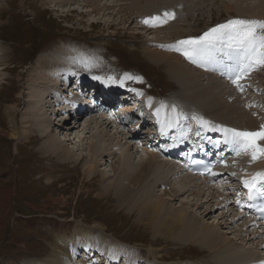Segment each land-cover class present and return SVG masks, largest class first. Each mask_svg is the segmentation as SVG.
I'll return each instance as SVG.
<instances>
[{"label":"rangeland","instance_id":"1","mask_svg":"<svg viewBox=\"0 0 264 264\" xmlns=\"http://www.w3.org/2000/svg\"><path fill=\"white\" fill-rule=\"evenodd\" d=\"M48 1L49 0H0V43L8 49V56L4 58V61H7V68L4 67L5 69L3 71L1 70L3 68L0 67V73H2V75L0 74V264H25L26 260L37 263L47 258L51 260L49 263L52 264L53 262L54 264L59 257L60 247L63 253H65L62 244H64L65 240H71L70 233L72 231H77L75 246L78 248L77 241L80 239V234L74 227L88 229L89 232L92 233L91 243L93 246L96 245L97 240L99 242V238L96 237V235L108 240L110 239L113 243L116 242L115 244H119L121 246L120 251H116L114 248L107 251V254L111 255L112 261L113 258H115V260L118 259L117 261H122V255L120 257L118 253L122 254V251L129 252L130 249V251L133 252L129 253V255H135L136 253L137 264H211L213 253L206 245L197 244L199 241H196V243L195 241H189V243H187V241H180L184 238L183 233L180 234L177 232V235L174 234L173 237H168L164 232L160 234L156 232L159 222L157 218H152L150 216L154 211H151L149 208L145 210L143 205L149 203L146 202V200L155 199L157 198L156 196H160V194L167 198L168 205L174 209L187 208L198 217L199 222L202 224L217 226L216 229L222 234L221 237H225L227 241H232L236 244V247H240V249L244 251L242 252V254H245L244 258H252L250 264H257L258 262V264H261L264 262V224L257 219H252L253 215L249 214L248 211L239 208L237 206L238 200H236L239 197L238 199H240L241 204L247 203L245 193L239 182L241 179L240 176L246 172L248 174H252L253 172L254 175L257 173H264V156H259L257 159L253 160L252 156L250 158L248 156L251 154L250 151H247L248 155H246L247 153L245 154V151H240V153L237 154L234 145H231V143H224L227 144L225 149H218L219 152H227L226 155H228V157L225 159V162L227 159H234L238 163L240 162L238 161L239 158L242 160L244 157L245 159L248 157V161L244 159L239 164V170L235 171V173H238L235 176L237 180L233 175H226V173H223L221 170L218 175L209 178L211 182L216 184L223 180V187L218 188L215 185L204 183L205 186H202L203 188L199 186L200 191L202 190L199 192L196 186H192L191 184L188 188L185 182L178 178L177 180H173L174 185H177L176 187L180 189H185L181 191L179 195H175L174 197L167 196L164 194V191L169 190V188L167 186L164 187V185L157 186L159 185L157 184L156 187L152 189L154 196L150 195L149 192L144 194L148 195V197H146V199H141L139 205L142 206L138 207L132 196L131 190L135 189L141 195V192L144 190L143 185L141 189L140 187H135L133 182H129V180L122 178L121 183L129 191L127 197L117 195L115 190L108 189L107 186L112 180H115L119 184V164L124 155H130L131 158L136 161V164L138 163L139 165L141 158H147L146 149H152L154 147L149 145L150 143H147L148 141L145 139H143L145 142L140 144L142 148H139L137 143L134 145L138 138L141 136L144 137L145 135V132H142L141 128L138 129V136L140 137H132L133 135H130V132H133L131 126L120 128L118 125V128H116L115 121L111 123L109 121L106 125L109 124L110 127L101 128V130L106 131L108 134H112V136H103L107 139H100L94 142V144L105 146L107 153H114L115 155L110 154L107 158L103 159L101 158L102 156L99 157V165H96V172L89 175L90 171L88 170L91 169V163L95 160L90 150L92 140L88 137L74 138L76 134L85 136L82 130L83 123L86 119H83L82 116L77 119L72 117L71 114H75L68 111V106H66L68 104L71 105V98L78 94L81 97L79 102L82 104V91L84 92L87 90V87L82 85V82L89 83L90 81H96L98 80L96 77H100L102 82H106L108 81L105 78L106 76L113 77L115 79V84L120 86H129V84H132V87L134 86L133 82L137 83V80L128 79L127 81L126 79L123 85L119 83V81L124 78V74L127 73L133 77L142 76L148 83L146 87L152 86L154 88L153 92L156 93L157 98L162 99L164 95L168 97L164 102L175 94H178L180 82L172 78L167 71L168 67L165 63L155 64L143 53L145 48L151 47L149 40L152 39V37H154V39H160L161 35H163V33H160V28L157 27L155 28V30L158 29L157 31L152 29L149 30L151 33L148 31L142 32V29L138 28L141 24H138V21L132 22L134 16L140 15L137 10L138 6L144 9L141 12H146L150 8L148 6L151 4H146V0H141L140 5H136V3H133L134 5L131 4L132 0H98L96 3L89 0H75L76 3L81 4L79 6L89 11L87 12L88 14H82L78 9H73L70 13H60L53 8L58 6H53ZM73 1L70 6L74 5ZM170 1L172 2L169 4ZM186 1L187 3L183 5L181 0H177L178 4L173 0H169L168 4L166 3L167 0H157L160 5L154 9L157 10L159 8V12L173 13L174 10L180 12L177 15L182 17L181 19L183 22L180 20L172 21L169 25L173 27L180 25V29L187 32L188 35L185 36L183 40L199 36L210 28L218 24H223L231 19L252 20L249 18L252 15H247L246 13H264V3H260L264 0ZM98 3L101 5L98 6L96 12H93V9L96 8L95 5H98ZM104 3L111 5L107 6L108 9H104V7H102ZM228 3H231V5L233 4V9L226 7ZM128 5H130L132 9L130 8L131 10L129 9V13L127 14L126 8ZM254 5L257 8L255 10L251 9ZM70 6L64 5V9H69ZM171 6L173 7L170 9ZM147 7L148 9H146ZM150 11L151 10L148 12ZM181 12H186V14L183 15ZM242 12H245V14H238ZM64 13L67 14L65 15ZM149 17L153 16H147L146 18ZM260 17L261 18L254 20L264 21V18L262 16ZM138 20H144V18H139ZM173 35H175L174 37L176 39V34L173 33ZM66 46L69 48L71 46L76 47L79 49V55L84 51L87 56L91 58L92 55H94L92 51H96L98 56L97 63L99 61V63H102L104 66V69L101 67L100 70L97 69V72L90 73L88 71L89 75H92V79L90 80L86 79L84 76L85 74H82L83 72L86 73V70L78 72L74 69L73 72L76 75L80 74V77L83 78L81 80L79 79L80 81L76 83V78H74L75 74L71 72L73 75L70 77L71 81L69 83L65 82L68 87L71 83L73 85L70 91H67V89L65 91L69 96H63L65 97V109L58 111V104L52 102V106L46 110L47 114L52 119V125L49 128L52 131L51 135L66 139L64 143H66L65 145H67V147L74 148L77 146L78 148L75 147L77 148V153H83L82 156H84V159L79 161H71L65 158L63 161V158L55 157V155L49 151L46 142L42 139L43 137L40 136L41 128L38 127V125L33 126L32 132L28 133V136L24 137L20 133L18 135V137L21 135L20 138H13L10 135L13 130L11 125L12 122H10L11 117H8L5 112V108L11 109L12 106L15 105V102L18 104L15 108L17 115L16 119L18 120L19 128L22 126V131L24 133L27 128H24V123L21 124L20 121L23 120V116L26 115V101L28 99L27 96L30 95L26 93V91H30V89H28L30 88L28 80L31 78L32 74H34L38 59L44 54L48 55L52 51ZM40 51L41 53H38ZM178 54L189 62V66L193 65L186 56H182L180 51H178ZM33 57L36 59L31 61ZM226 60L225 56L222 57L221 53V60L217 62L226 64ZM217 62L215 59L213 63L217 64ZM198 67L196 70L201 80L199 79L200 82H197L196 87L202 85L204 89H207V82L213 79V76L204 77L207 70L201 69V66ZM221 67L226 69L228 66L224 65ZM209 71L216 77L214 71L211 69H209ZM253 72H255L257 76ZM263 73L264 66H259L247 74L243 82L245 84L250 82L247 86L252 88L248 89L250 90L249 93L246 91V95H243V98L235 97L236 95H241L238 88L236 91L234 90L235 94H233L232 91H228V94L227 90L225 91L224 89V85H217L215 87L216 89H211L227 101L228 105L229 103L235 104L234 101L236 100L237 105L240 107L237 113L244 115L249 114L255 119L258 118L262 120L257 110L264 112ZM192 74L196 75L194 72H192ZM227 77L228 75L223 74L225 80ZM221 81L220 79L218 82L222 83ZM106 83L113 87L114 90L117 89L114 83L110 81ZM211 86H214V83L211 82ZM100 87L103 88V86ZM35 88L38 91L41 90L39 87L35 86ZM71 89H74V92L78 93L75 94L73 91L71 92ZM109 90L112 91L113 89ZM112 94H116V92L113 91ZM138 94L148 97L144 94V89ZM257 94L263 95L257 97ZM206 95L210 97V99H216V97H218L214 95V93L212 95L211 91L207 92ZM127 96L129 98L133 97L132 95ZM131 100L134 101L136 98H131ZM240 100L242 102H240ZM244 100L247 103H245ZM157 102L161 101H154V103L158 105ZM83 104L87 105L88 102ZM180 112L181 111L174 108L169 110V117L171 118L169 121L172 120L169 129H172V131L175 129L177 131V127L180 123L179 121L174 123L176 116H178L177 118H179V116L184 118V116H182L183 113ZM100 114L101 113L98 115ZM87 115L99 118L95 116V114H91V112L84 113L83 116L86 117ZM205 115L206 114L203 113L200 114L203 120L210 122L211 125L208 124L207 127L210 125V127L216 131L214 132L215 136L208 135L203 125L195 123L192 127L193 130H199L198 128L200 127H202L201 130H203L204 128V132L196 139V143L201 142L207 145L211 143L214 149L215 142L212 140L217 139L221 145L222 141L225 142L227 138L226 134L218 129L219 127L223 126L226 128L245 130L228 115H226L227 117L220 115H213L212 117L211 115V118L210 114H207L209 117ZM36 121H41V119L38 118ZM71 125L75 127L72 130L68 128V126ZM145 126L148 128L149 124ZM145 126L142 127L145 128ZM196 126L199 127L197 128ZM155 128L158 130L157 127ZM251 128L255 129L254 127ZM247 130L249 131V129ZM159 134L160 131L158 130V135ZM163 134L164 131L162 129L160 135ZM164 135H168V133ZM188 135H190V138L194 137V133H188ZM205 136L209 138L204 139ZM210 137L213 138L210 139ZM77 140H81V143L77 142ZM156 142V146L161 144H158L157 140ZM80 147H82V149H80ZM154 150L156 151V148H154ZM115 152H118L117 155ZM59 154H61V152ZM157 157L159 159L164 158L158 155ZM170 161L179 163V161ZM243 162L247 163L245 169L241 166ZM220 165L222 166L223 164ZM114 168H117L116 173H114ZM226 168L227 166L222 167L224 170H226ZM150 176L148 177L149 183H151L153 179V175ZM224 176L226 177L224 178ZM199 182H201V180H195L196 185L201 184ZM261 182L263 184L264 180H261ZM206 186L207 188L209 187V189L205 188ZM186 190L188 192H186ZM221 191L223 192V196L218 193H221ZM232 191L238 194L236 199L234 197V200V194L230 195ZM232 200H236L235 203L232 202ZM183 203L184 205H182ZM146 211L148 212L147 217ZM23 214H30V216H24ZM105 247L106 250L107 246ZM79 249H82V247ZM95 252H98L95 258H99V250L95 248L93 253ZM155 252L160 254L163 259L155 260ZM74 261L72 260L71 262H74L73 264H98L93 260H84L82 256L78 255ZM109 264H114V262H109Z\"/></svg>","mask_w":264,"mask_h":264},{"label":"bare ground","instance_id":"2","mask_svg":"<svg viewBox=\"0 0 264 264\" xmlns=\"http://www.w3.org/2000/svg\"><path fill=\"white\" fill-rule=\"evenodd\" d=\"M72 1L73 0H49L48 2H50L53 6H58V7H53V8L56 9L57 12H60V13L61 12L70 13V12H72L73 9L74 10L78 9V10H80V12L82 14L83 13L88 14L87 12H89V11L85 10L81 6H79L81 4L76 3L75 0L73 1L74 5L70 6V4H72L71 3ZM89 1H93L94 3H96L98 0H89ZM173 1L174 2L176 1V4H178L177 0H173ZM181 1H182L183 5H185L187 3L186 0H181ZM158 2H157V0H146V4H151L148 6V7H150L149 9H148V7L146 8V9H148V11L151 10L150 12H148V11L141 12L144 9L139 8V6H138L137 10H138V13H140V15L134 16V19H132V22L138 21L137 23L141 24L138 26V28H141L142 32L148 31L149 33H151L149 30H152V29L155 30L156 27L160 28V33L161 34L163 33V35L160 34L161 38L160 39H154V37H152V39L149 40V42L151 43L150 44L151 47H149L147 49L145 48L143 53L146 57L150 58V60L153 61L155 64H159V63H165L166 64V66L168 67L167 71L170 73L172 78H174L175 80H179V82H180V90L177 92L178 94H175L173 97L169 98L165 102H157L158 105L156 103H154V101H155V100H153L154 97H145L142 94H138L137 96H135L136 100H134V101H132L131 99L130 100L126 99L125 103L121 104L120 107L117 105L113 106L112 104H110V106H112V108L110 109L111 114L101 113L100 115H98L100 111L97 112L98 111L97 110L96 113H93V114H95V116H97L99 118H95L91 115H87L86 117H88V118L83 116L82 118L86 119L83 123V130H82L83 134H85V136H82V135L80 136L79 134H76L74 137V138L88 137L92 140L90 150L92 152V157L95 160L93 163H91V169L88 170V171H90L89 175H92L94 172H96L95 170H97L96 165H99L98 164L99 163V159H98L99 157L102 156L101 158L103 159V158H107L110 154L115 155L114 153H107V150H105L106 149L105 146L94 144V142H96L100 139H102V140L107 139L103 136H106V135L112 136V134H108L106 131L101 130V128L104 129V128L110 127L109 124L106 125L107 122L110 121V123H111V122L115 121L114 123L116 125V128H118V125L120 126V128L131 126L133 132H130V135L132 134L133 135L132 137H135V135L137 137H140V136H138V133H139L138 129L139 128H141L142 132H145L144 137L141 136L140 138H138L136 140V142L134 143V145H136V143H137V146L139 148H142V147H140L141 146L140 144H142V142H145L143 140V139H145L146 141H148L147 143H150L149 145L156 148V151L154 150V148L146 149L147 158L146 159L141 158L139 161V165H138V163L136 164V161H134L130 155L126 154L123 156V152H122L123 158L121 159V163L119 164L120 167L118 170L120 172V178L118 181L119 184L115 180H112L109 182V184L107 186L108 189L115 190V193L117 195H119L121 197H127L129 191L121 183L122 178L129 180V182H133L135 187L141 188V186L143 185L144 190L141 192V195L135 189L131 190L132 196H133L134 200L136 201V203H137L136 205H138V207L142 206V205H139V201L143 198L146 199V197H148V195H144V194H147L149 192L150 195L154 196V192L152 189H154L157 184H159L157 186H161V185H164V187L167 186L169 188V190L164 191V194L167 196L174 197L175 195L176 196L179 195L180 192L184 191L185 189L184 188L180 189V188L176 187L177 185H174L173 180H177L179 178L180 180H183L185 182V184L188 188L192 184V186H196V188H198V191L201 192L202 190L200 191L199 186L202 187V186H205V184L215 185L218 188L223 187V185H224L223 180H221L222 182H219L218 184L211 182V179L209 177L216 176V175H212L211 173H217V175H218L219 172L222 170L223 173H226V175L227 174L233 175V173H235V171L239 170V164L245 159V157L242 160L239 158L238 161H240V162H238V163L234 159L233 160L227 159L228 161L226 160V162H225V159L228 157V155H226L227 152L223 151L224 153H222V152H219V149H218V148H224L225 149V146H227V144H224L225 143L224 141H222V144L220 145L219 143H217V142H219L217 139L212 140L215 142L214 143V145H215L214 149L212 148L211 143H209V145L201 143V142L196 143V139H198L199 136L202 134V132H204V128H205L206 132L208 133V135H210V136L214 135V132H216L210 127L211 124L207 127L206 125L201 123V121L198 119V118H202V116H200L201 113L206 114V115L210 114V118H211V115H212V117H213V115H220L223 117H227L226 115H228V116L232 117V120L236 121L242 129H245V130L249 129V131H252V130L257 131L260 129V127L262 125H264V112L257 110L258 115H260L259 117H262V120H259L258 118L255 119L252 116H250L248 113H247L248 115L239 114V113H237V111L240 109V107L237 105L236 100L234 101L235 104L229 103V105H228L227 101H225L223 98H221L219 95H217L215 91H212L211 88H213V90H214V88L217 85H219V86L224 85L225 88L224 87L223 88L225 89V91L227 90V93H228V91H232V93L235 94V91L238 88L236 86V84L232 83V79L229 78V73L234 71L236 61L230 60L226 54L222 53V57L225 56V58L227 59L225 62L226 64H224V65L228 66L226 69H223L220 66L221 63H217V64L212 63L213 65L211 63H208V65L211 68H213L214 71H221V72H214L215 74H217V75H215L216 77H214V74H212L209 71V69H207V67L201 66V69L207 70V72L204 74V77L205 76H209V77L213 76V79H210L207 82V84H208L207 89H204V87H202V85L200 87H196L197 82H200V80H201V78L199 77L198 71L196 70L197 67L200 65L193 63V65L189 66V62L186 61L184 59V57H181L178 54V51L176 50L177 42L180 40H183V38H185V36H187L188 34L183 29H180V25H177L174 27L169 25V24H171L172 21H179L180 20L183 22V20L181 19L182 17L177 15L180 12H178V11L176 12L174 10L173 11L174 18H170L167 20V23L159 24L157 26H150V25L145 24L143 22L147 16L163 17V14L165 12H159V8L157 10H154L155 7L160 5ZM168 2H169V0H167L166 3L168 4ZM171 2L172 1H170L169 4ZM133 3L134 4L136 3V5L137 4L140 5L141 0H132L131 4H133ZM260 3L263 4L264 1H261ZM64 5H68V7L70 6V8L64 9ZM92 5H95V4H92ZM99 5H101V4L98 3V5H95L96 8L93 9V12L94 11L96 12V9L98 8ZM108 5H111V4L104 3V5H102V7H104V9H106ZM232 5H231V3L230 4L228 3L226 7H228L229 9H233L234 6H232ZM172 7L173 6H171L170 9ZM130 8H131V6L128 5V7L126 8L127 14L129 13L128 10ZM251 9L255 10L257 8L254 5L253 7H251ZM181 13L183 15L186 14V12H181ZM64 14L66 15L67 13H64ZM238 14H245V12L238 13ZM246 14L252 15L249 17L252 20L259 19V18H261L260 16H262L264 18V13H257L256 14L255 12H253V13H246ZM139 18H144V20H138ZM176 18H178V19H176ZM93 22H96V21H93ZM157 30L158 29H156L155 31H157ZM173 33L176 34V39H175V37H174L175 35H173ZM159 48H160V50H159ZM46 52H48V51H46ZM92 53L94 54V55H92V58L88 57L84 51H82L80 53L81 55H79V49H77L76 47H72V46L70 48L68 46H66V47H60V48L56 49L55 51H52L48 55L44 54V55L39 57L38 64L36 65V67H35L36 69L34 70V74H32L31 78L28 80L30 83V88H28V89H30V91H26V93L28 95L29 94L30 95L27 96L28 97V99L26 101L27 108L25 111L26 115H24L23 120L20 121L21 124L24 123V128H27L24 131V133L22 131V126H21V128H19L18 120L16 119L17 115L15 112L16 111L15 108L18 104H16V102H15V105L12 106V108H14V109L5 108V112L7 113V116L11 117L10 122H12L11 125H12L13 130L11 131L10 135L13 138H17L20 133L24 137L28 136L29 135L28 133L32 132L33 126L38 125V127L41 128L40 129V131H41L40 136L43 137L42 139H44V141L46 142V144L49 148V151H51L55 155V157H61V158H63L62 159L63 161H64V158L71 160V161H79V160L84 159V156H82L83 153L82 154L77 153V148H78L77 146H75L77 148L67 147V145H65L66 143H64L66 139L57 138V137H54L51 135L52 131L49 128L52 125L51 124L52 119L49 117L46 110H47V108L51 107L53 103L58 104V106H59L58 111L65 109V106H64L65 105L64 104L65 99L64 98L66 96L67 97L69 96V94L66 93L65 91H66V89H67V91H70L71 86H73L71 83L68 87V85L65 82L69 83L71 81L70 77L73 76L71 74V72H73L74 69H76L78 72L86 70V73L83 72L82 74H85L84 76L86 77V79H89V80L92 79V75H89V72L90 73L91 72H97V69L100 70L101 67H102V69H104L103 68L104 66L102 65V63H99V61L97 63L98 56H97L96 51H94V52L92 51ZM180 53L182 54L181 51H180ZM7 56H8L7 47H5L3 44L0 43V67L3 68V69H1L3 71L5 69L4 67L7 68V65H6L7 61H4V58ZM182 56H185V55L182 54ZM260 68L263 69L262 67H260ZM192 72H194L196 75H193ZM256 72H258V71H256ZM259 72H260V70H259ZM253 73L256 75L255 72H253ZM0 74L2 75V73H0ZM223 74L228 75L226 80L223 78ZM255 75H253V76H255ZM260 75H258V76H260ZM74 78H76L75 82L77 83L83 77H80V74L79 75L75 74ZM219 78L222 80L221 81L222 83L218 82L220 80ZM243 80H245V78H243L239 81V83L244 85L243 91H241V95L239 94L240 96L236 95L235 96L236 98L237 97L243 98V95H246V91H247V93H249L250 90H248V89L252 88L250 86H247V84L249 85L250 82L245 84L243 82ZM127 81H128V79H127ZM211 82L214 83V86H211ZM259 82H260V80H259ZM95 83H96L97 87L103 86V88L105 90L113 89L112 91L111 90H109V91H111V92L115 91L113 87L108 85V83H106V82H102L100 79L96 80ZM139 83H141V82H139ZM227 83H232V84H227ZM133 84H136L138 86H142L141 84H137L136 82H133ZM35 86L41 88V90L38 91L35 88ZM138 86H136V87H138ZM209 89H211V90H209ZM72 91H73V93H75L74 89H71V92ZM210 91L212 92V95L214 93V95H216L218 97H216V99L215 98L210 99V97H208L206 95L207 92H210ZM77 93L78 92H76L75 94H77ZM82 93H83V91H82ZM260 95H263V94H257L256 96L260 97ZM63 96H65V97H63ZM80 98L81 97L79 96V94L73 96L70 100L71 105L68 104L66 106H68V107L73 106L72 109H75V110L77 108H80L81 106H85V104H81L79 102ZM19 100H17V101H19ZM248 100H249V98H248ZM240 102H242V101L240 100ZM244 102H245V100H244ZM245 103H247V102H245ZM171 108L178 109V111H181L183 113L182 116H184V118H181L180 116H179V118H177L178 116H176V118L174 120V123H177L178 121L180 122L178 127H177V131H176V129L174 131H172V129H169V126L172 124L171 123L172 120L169 121L171 119L169 117L170 116L169 110ZM106 109L109 110V108L107 106H106ZM134 109H139L138 110L139 114L135 113ZM158 110H159V112H158ZM90 111H88V109H87V113ZM207 117H209V116L207 115ZM38 118H40L41 121H36ZM77 118H81V116H79V117L77 116L76 119ZM195 123H199L200 125H203V127H204L203 130H201L202 127L198 128L199 126H196L201 131L194 129L196 131L195 132L192 129V127L194 126ZM147 124H149L148 128H146L147 126H145ZM142 126H145V128ZM155 127H157V129L160 131V134H161V130L163 129L164 134L168 133V135H164V134L158 135V130H156ZM251 127H254L255 129H253ZM68 128L70 130H72L75 127H73V125H71V126H68ZM145 129H146V131H145ZM140 133H141V131H140ZM188 133L189 134L194 133V137L190 138V135H188ZM145 136H146V138H145ZM164 136L168 137L170 140H172L174 142V144L169 146L166 143H163L162 139L164 138ZM176 136H178V137H176ZM20 137H21V135H20ZM20 137H18V138H20ZM93 138L95 141L93 140ZM206 138H209V137L205 136L204 139H206ZM211 138H213V137H210V139ZM82 140H84V139H82ZM156 140L158 141V144L161 143L159 146H156L157 145ZM189 140H192V143H193L192 145H189V143H190ZM132 141H133V138H132ZM77 142L81 143V140H77ZM259 143L262 146H264V141H260ZM218 144H219V146H218ZM76 145H78V144H76ZM231 145H233V144H231ZM188 146H191L193 149L196 148V149L201 150L202 148H205V149H210V151L212 150L213 158L216 157L215 167L211 168L208 171L207 175L193 173V172L188 171L186 168V165L189 163V160L183 161L179 156H175L174 154H171L172 152H169V150L176 149L177 151H175L174 153L185 154L186 151L188 150ZM143 148H145V147H143ZM80 149H82V147H80ZM80 151H82V150H80ZM60 152H61V154H59ZM115 153L117 155L118 152H115ZM156 153L158 156H160V157L162 156L164 158L159 159L157 157ZM246 153L247 152H245V154ZM246 155H248V153ZM248 156L250 158L252 156V154H249ZM261 156H264V155H261ZM168 157H170V158H168ZM246 158L248 159V157H246ZM247 159H245V160L248 161ZM62 160H60V161H62ZM170 160L179 161L180 164L175 163V162L170 161ZM220 164H223V165L221 166ZM245 165H247V163L243 162V164H241L243 169H245V167H246ZM224 166H227L226 170L222 169V167H224ZM116 172H117V168H114V173H116ZM236 174H238V173H235V175H233V176L235 177ZM150 175L151 176L153 175L152 176L153 179H152L151 183L148 182V177ZM254 176L255 175L253 172H252V174H248L246 172L245 174H241V176H240L241 179L238 178V179H240L239 182H240L241 188L243 189V191L245 193V198H247V200H248L247 203L241 204L240 199H238L239 197L236 199V196H238L237 192L232 191L230 193V195L234 194L233 200L235 197V199L239 201V203L237 202V206L239 208H242V210L248 211V213L251 215H253L252 213H253V211L255 212V209L249 203V199H248L250 197L249 189L244 187L243 181L245 179L251 180L252 177H254ZM225 177L226 176H224V178ZM234 177H232V178H234ZM201 178H203V179H201ZM257 179L259 182L256 184L255 188L264 193V183L262 184L261 180H259V178H257ZM195 180H201V182H199L201 184L196 185ZM234 182H235V180H234ZM232 184H233V182H232ZM205 188H207V186ZM193 189H195V188H193ZM207 189H209V187ZM186 192H188V191L186 190ZM218 193L223 196L222 191H221V193L220 192H218ZM213 196H214V194H213ZM156 197L157 198H155V199H151L148 201L146 200V202H149V203L143 205V208L145 210L147 208H149L151 211H154V213H152V215H150V216L152 218H157V221L159 222L160 228H159V225L156 224L157 228H158V229H156V232H158V234H160L161 232H164L165 235H167L168 237H171V236L173 237V235L174 234L177 235V232H178L180 234L183 233V235H184L183 236L184 238L181 239L180 241H187V243H189V241L190 242L195 241V243H196V241L197 242L199 241L197 244L200 243L202 245H206L207 247H209L210 251H212L213 257L211 259V262L213 264H250L251 263L252 258H244L245 254H242V252H244V251H242L240 249V247L239 248L236 247V244L234 242L227 241V239L225 237H221L222 234H220V231L218 229H216L217 226H211V225L209 226V225L202 224L201 222H199L198 217L193 212L189 211L187 208L174 209L173 207L168 205L167 198L161 194H160V196L157 195ZM233 200H232V202L235 203L236 200L235 201H233ZM182 205H184V203ZM246 207L249 208V210H247ZM144 209H142V210H144ZM147 215H148V212L146 214V217H147ZM253 216H252V219H257L256 217L254 218ZM152 218H151V220H152ZM257 220H259V219H257ZM259 221L264 224V221H262V220H259ZM77 226H79V225H77ZM74 228L76 230H78V232L80 234V239L77 241V244H78L77 247L78 248H76V246H75V241H76L75 236L77 235V231H72L70 233V239L71 240L70 241L65 240L64 244H62L64 247L65 253H63V251L60 247L59 257L57 259V262L54 264H73L75 262L74 259L76 258L77 255L82 256V258H84V260H93L91 253H93L95 248L99 250V261L96 262L98 264H109V262H114V264H137L136 253H135V255H129V253L133 252V251H130V249H129V252L128 251L127 252L122 251L121 252L122 254L118 253V255L120 257L122 255V257H121L122 261H120V260L117 261L118 259L115 260V258H113V261H112V257L110 254H107V251H110L111 248H114L116 251H120L121 246L119 244H115L116 242L113 243L112 241H110V239L108 240V239H105L103 237H99L98 235H96V237L99 238V242L97 240L96 245L93 246L91 243V234L92 233L89 232L88 229H84L83 227H74ZM62 236H67V235H62ZM174 240H176V239H174ZM203 243H205V244H203ZM105 246H107L106 250H105V248H106ZM81 247H82V249H79ZM154 258H155V260L163 259L162 256L156 252L154 254ZM72 260L74 262H71ZM50 261H51L50 258H47L45 260H40L37 263H32L30 260H26L25 264H51V263H49ZM69 262H71V263H69ZM76 263H77V261H76ZM52 264H53V262H52ZM254 264H256V263H254ZM261 264H264V262H262Z\"/></svg>","mask_w":264,"mask_h":264},{"label":"snow or ice","instance_id":"3","mask_svg":"<svg viewBox=\"0 0 264 264\" xmlns=\"http://www.w3.org/2000/svg\"><path fill=\"white\" fill-rule=\"evenodd\" d=\"M170 18H174V13L165 12L163 17L153 16L146 18L143 22L150 26H157L167 23ZM176 50L181 51L192 63L200 66L215 62L216 53L226 54L230 60L236 61L234 71L229 73V78L243 91L244 85L239 81L255 68L264 66V21L231 19L210 28L199 36L178 41ZM96 78L100 79V77ZM126 79L142 80V77H133L126 73L119 83L123 85ZM108 81L115 82V79L108 77ZM198 119L206 126L210 124L203 118ZM219 130L226 134L225 143H231L235 146L237 154L240 151H250L253 160L264 155V146L259 143V141L264 140V125L257 131L223 126ZM196 163L201 162L196 161ZM211 174L217 175V173ZM257 178L264 180V173H257L251 180L245 179L243 181L244 187L249 189L250 197L252 189L259 182ZM237 202L239 203V201Z\"/></svg>","mask_w":264,"mask_h":264}]
</instances>
